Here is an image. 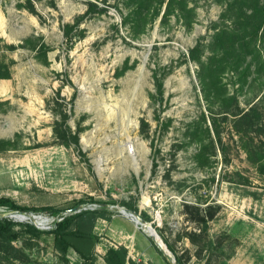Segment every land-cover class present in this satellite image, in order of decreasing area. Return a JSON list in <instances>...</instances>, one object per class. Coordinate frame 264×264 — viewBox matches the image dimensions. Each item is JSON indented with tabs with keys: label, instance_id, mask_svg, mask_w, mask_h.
I'll list each match as a JSON object with an SVG mask.
<instances>
[{
	"label": "rangeland",
	"instance_id": "rangeland-1",
	"mask_svg": "<svg viewBox=\"0 0 264 264\" xmlns=\"http://www.w3.org/2000/svg\"><path fill=\"white\" fill-rule=\"evenodd\" d=\"M31 1L37 14L25 7L27 0H0V73H9L0 77V196L30 208H69L80 198L91 199L88 206L97 205L93 200L109 203V218L95 225V264H107V249L119 245L135 264H177L154 234L114 208L129 211L123 202L147 212L148 222L179 254L194 252L184 236L195 232L184 202L211 204L216 264H264V173L258 168L264 153L248 152H264V67L253 66L245 82L226 70L221 95L228 99L219 101L204 92L199 64L188 56L199 41L208 44L216 30L231 24L222 19L227 3L189 0L191 27L172 14L164 23L159 16L135 28L123 21V0ZM259 35L264 54V29ZM155 70L168 72L162 98L155 92ZM254 103L256 123L237 126L234 113ZM64 113L79 133L81 152L54 137L55 121ZM143 120L148 133L141 131ZM207 125L215 155L200 167L193 155L200 139L210 140ZM0 217L47 230L57 215L0 206ZM0 264L81 260L73 249L62 257L44 234L33 241L18 236L0 247Z\"/></svg>",
	"mask_w": 264,
	"mask_h": 264
},
{
	"label": "trees",
	"instance_id": "trees-1",
	"mask_svg": "<svg viewBox=\"0 0 264 264\" xmlns=\"http://www.w3.org/2000/svg\"><path fill=\"white\" fill-rule=\"evenodd\" d=\"M216 1L227 3V8L222 14V19L223 22L231 20V24H227L216 30L208 44L199 41L189 50L188 56L199 64V77L201 78L204 92L209 95L211 94L210 91H212L215 93L216 99L226 101L228 98L221 95L227 87V83L221 79V75L226 70L235 71L238 74L240 78L237 82H245L251 74L253 66L257 71L264 67L263 49L257 45V41L260 38L259 32L261 29H264V4L261 0ZM123 2L128 9V13L124 16L123 21L125 24L130 23L135 28L145 26L147 22L152 23L159 16L162 17L161 22L164 23L172 14L183 18L185 25L188 27L192 26L189 20V13L193 9L188 6L189 0H123ZM93 6L94 4L91 3L87 12H92ZM163 6H165L164 10H162ZM25 7L30 12L37 14L31 0H27ZM103 10L100 9V11ZM147 16H150V18ZM206 51L209 53H206ZM167 74L168 72L160 73L158 70L154 71L155 92L161 98L164 96V79ZM0 77H9V73H0ZM258 107L259 104L254 103L245 111L240 110L235 112L237 126L242 124L246 127L253 126L258 117ZM68 118V113H64L61 115V119H56L53 128L54 137L60 144L66 147L74 145L81 152L79 133L72 130L68 123ZM202 118L205 122L206 117L204 114ZM213 124H215L214 119ZM149 129V123L143 120L141 131L148 133ZM204 131L210 137L211 129L209 125L204 128ZM198 133V127H195L192 134L196 136ZM192 140L197 139L192 137ZM11 142V140L3 141L7 146H10ZM214 143L211 137L208 141L199 140L198 151L194 153L193 157L200 167H205L211 162V156L215 155ZM153 150V167L154 171H156L158 166V162L156 161L157 149L153 148ZM248 150L251 157L254 154L264 153L252 148ZM258 168L261 173H264V164L260 163ZM90 201L91 199L80 198L69 208H30L21 206L8 197L0 196V206H5L8 209L21 212L48 209L52 214L57 215L53 226L47 230L37 228L31 222H16L9 218L0 217V247L4 248L6 244H11V241L15 240L18 236L22 237L24 241H33L40 239L44 234H48L52 238L53 248L62 257L66 258L69 250L73 249L79 255L81 264H95L96 245L99 241V237L95 233V225L98 218H109V213L112 210L109 207V203L105 201L93 200L92 202H95L97 205L88 206L91 203ZM123 205L129 209L138 211L136 205L132 203L123 202ZM183 205L185 207L184 213L195 225L193 228L195 232L185 231L184 233V236L193 244L194 252L185 248L184 253L179 254L175 251L168 237L162 234L164 242L174 252L177 264H189L192 257L196 258V261H193L192 264H216V247L210 235V223L215 215L213 205L208 204L206 207H202L200 202H184ZM65 211L67 213L63 214ZM141 215L145 220H151L147 212H143ZM16 227H19V229H15ZM25 246H27L26 242ZM222 246L223 239L220 240V247L222 248ZM105 261L107 264H135L134 261L128 258L127 248L122 245L109 247L105 254Z\"/></svg>",
	"mask_w": 264,
	"mask_h": 264
},
{
	"label": "water",
	"instance_id": "water-1",
	"mask_svg": "<svg viewBox=\"0 0 264 264\" xmlns=\"http://www.w3.org/2000/svg\"><path fill=\"white\" fill-rule=\"evenodd\" d=\"M113 208V207H112ZM117 210L126 213L127 215L131 216L136 223L140 224L142 229L145 230L149 235L153 236L154 234L156 236L155 243L158 245V247L161 249V251L165 252L171 260H175L174 253L167 247L166 243L163 241V239L160 237V235L157 233L156 229L152 226L151 223H149L147 220H145L141 213H139L136 210L130 209L129 211L126 210L125 207L116 206L114 207Z\"/></svg>",
	"mask_w": 264,
	"mask_h": 264
},
{
	"label": "built area",
	"instance_id": "built-area-1",
	"mask_svg": "<svg viewBox=\"0 0 264 264\" xmlns=\"http://www.w3.org/2000/svg\"><path fill=\"white\" fill-rule=\"evenodd\" d=\"M128 258H130V255H128Z\"/></svg>",
	"mask_w": 264,
	"mask_h": 264
}]
</instances>
